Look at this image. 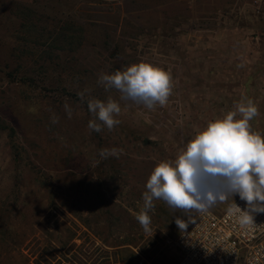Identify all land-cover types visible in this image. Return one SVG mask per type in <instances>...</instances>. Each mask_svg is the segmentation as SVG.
<instances>
[{"label": "rangeland", "instance_id": "1", "mask_svg": "<svg viewBox=\"0 0 264 264\" xmlns=\"http://www.w3.org/2000/svg\"><path fill=\"white\" fill-rule=\"evenodd\" d=\"M140 62L170 74L165 106L97 83ZM79 92L111 96L120 124L90 130ZM248 99L260 113L251 128L264 135V0H0V202L20 210L0 264H138V254L178 264L175 218L189 226L197 212L154 199L145 232L136 216L147 180Z\"/></svg>", "mask_w": 264, "mask_h": 264}, {"label": "clouds", "instance_id": "2", "mask_svg": "<svg viewBox=\"0 0 264 264\" xmlns=\"http://www.w3.org/2000/svg\"><path fill=\"white\" fill-rule=\"evenodd\" d=\"M105 91L116 89L120 100L142 104L148 109L168 103L172 93V78L164 69L148 62H140L112 74H101L97 81ZM81 102L87 98L79 92ZM87 107L93 119L88 128L96 132L113 130L120 120V104L111 96L107 101L87 99ZM64 109L71 118L72 110L65 103ZM259 109L248 99L241 101L234 111L209 121L173 161L159 162L151 172L143 193L144 206L136 219L145 232L150 231L154 199L185 214L193 211L206 213L217 203H225L229 197L239 196L247 207L237 203L229 205L227 215L234 218L240 228L254 222L255 213H264V135L254 132L250 121L259 116ZM240 118H237V117ZM58 120L53 118L52 123ZM117 150L102 149L100 155H116ZM177 227L187 229L185 219L176 216Z\"/></svg>", "mask_w": 264, "mask_h": 264}, {"label": "built area", "instance_id": "3", "mask_svg": "<svg viewBox=\"0 0 264 264\" xmlns=\"http://www.w3.org/2000/svg\"><path fill=\"white\" fill-rule=\"evenodd\" d=\"M235 203L247 207L240 198ZM174 247L178 264H264V213H255L253 224L242 229L227 211L197 212ZM138 255V264H155Z\"/></svg>", "mask_w": 264, "mask_h": 264}, {"label": "trees", "instance_id": "4", "mask_svg": "<svg viewBox=\"0 0 264 264\" xmlns=\"http://www.w3.org/2000/svg\"><path fill=\"white\" fill-rule=\"evenodd\" d=\"M100 201L102 202L104 199L102 198L101 194L98 195ZM20 214V210L15 206L10 203H4L0 202V230L3 231V234L0 235V241L6 243L9 242L8 236L4 231H14L15 230V225L13 222V219L16 215ZM19 248H16V251H18ZM15 253H10V255H14ZM8 258V255L5 254H0V260L3 259L5 260ZM1 262V261H0Z\"/></svg>", "mask_w": 264, "mask_h": 264}]
</instances>
